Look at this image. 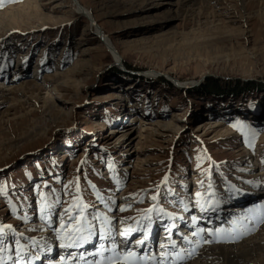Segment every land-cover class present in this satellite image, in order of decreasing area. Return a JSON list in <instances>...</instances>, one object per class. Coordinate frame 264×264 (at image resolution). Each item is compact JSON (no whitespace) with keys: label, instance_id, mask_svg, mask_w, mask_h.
I'll return each mask as SVG.
<instances>
[{"label":"rangeland","instance_id":"1","mask_svg":"<svg viewBox=\"0 0 264 264\" xmlns=\"http://www.w3.org/2000/svg\"><path fill=\"white\" fill-rule=\"evenodd\" d=\"M231 2L214 23L172 18L165 0L0 2V56L12 53L0 87L41 85L5 91L0 102V263L50 245L57 256L84 233L112 228L118 240L122 221L155 235L165 221L189 226L196 207H213L215 191L221 203L235 187L244 204L256 199L249 193L264 188V17L256 15L264 0L246 12ZM156 121L167 126L143 130ZM121 126L130 140L112 133ZM236 206L216 213L220 224ZM242 217L237 228L225 225L233 239L222 244L264 227L262 208Z\"/></svg>","mask_w":264,"mask_h":264},{"label":"bare ground","instance_id":"2","mask_svg":"<svg viewBox=\"0 0 264 264\" xmlns=\"http://www.w3.org/2000/svg\"><path fill=\"white\" fill-rule=\"evenodd\" d=\"M165 1L170 7H175V9L173 10L175 16H170L172 18H178L179 16H182V18L184 20H186L188 15H191L192 17L193 16L196 18L198 17V20L200 19V17H204L207 20L213 19V20H211L210 23H214L215 21H222L223 20V19H221V17H223L222 13L219 11L221 9H224L225 11L229 10V8H227L226 6H229V4L232 0H165ZM235 1L238 4V7L240 6L241 10L243 12L244 11L246 12L248 5L249 4L252 5V3H254V1H256V0H235ZM199 2L202 3L203 6L206 8L205 11H202L201 9L199 10L198 8H194V6L196 7L197 3H199ZM231 4H232V2H231ZM234 5H235V3H234ZM231 6H230V8H232ZM233 7H235V6H233ZM263 7H264V5L262 4L261 10L257 9L258 13L256 15L259 14L258 17H264L263 16L264 15V12H263L264 8ZM85 8L88 10L87 7H85ZM234 9H236V8H234ZM230 13H233V12L231 11ZM10 14H13V13L9 12L8 15H10ZM88 15H90L91 21L97 23L96 18L92 12H91V14H88ZM2 16H3V14L0 13V20H2V18H3ZM243 16H242L241 20L247 21V19H246L247 17L244 18L245 16L244 17ZM238 20H239V18H238ZM224 27H225V25H224ZM244 28H245V26H244ZM100 29H102L101 26H99V30H98L99 32H101ZM244 31L242 29V32H241L242 36L244 35ZM233 36L230 33H228V38L230 40L233 39ZM241 38H243V37H241ZM9 50H11V49H9ZM1 54H2L1 55L2 57L0 56V69L3 68L4 71L7 72V70L9 69L8 68L9 64L11 63V60H12L10 58V55L12 56V53L8 54L9 57L6 56V54H4V53H1ZM45 67H42V70L43 69L45 70L46 69ZM25 71H27V70H25ZM17 72H19V71H17ZM6 74L7 73H4V74L2 73V76H6ZM33 76H34V74H33ZM47 78L52 79V76L47 75ZM54 78H56V77L54 76ZM10 82H12V81H10ZM182 83H188V82H182ZM10 85H7V86H10ZM40 87H41V85L36 84L34 82V80L32 82H27V81L22 82V85L17 86V88L8 87V88L4 89L3 87H0V102H5L7 100V96L5 94L7 92H8V94H15V93H18V91H21V93L24 94V93H26V91H25L26 88L27 89L29 88L32 90L34 88L40 89ZM5 91H7V92H5ZM15 97H16V95H15ZM30 97H31V95H30ZM34 102H37V100H34ZM175 115L178 116L180 114L174 113L173 116H175ZM210 123H212V122H210ZM152 125H154L155 127L156 126L158 127L160 125L167 126V124H163L162 122L156 121L153 124H150L147 127H144L143 130L152 129V128H149V126H152ZM123 127H125V126H121L120 129L114 128L112 130V133L120 132L121 133L120 136L122 139L129 138V140H130L132 137V133H131L132 131L129 132L127 130V129H129V127L128 128H123ZM130 127H131L130 130H131L134 128V125L130 126ZM258 188H260V187H256L254 189V192L256 191L254 193L255 196H257L256 194L261 192L260 189H258ZM231 190L233 191V193L231 194V196H233V197L229 201L227 200V202H229L228 203L229 205H232V204L235 205V203H232V202H235V200H238L235 198V195L237 194L238 191H240L241 194H239V196H238V198L240 199V197L242 196L243 190H240L237 187L232 188ZM244 195L247 196L246 194H244ZM262 196H264V192H261V195L258 196L259 198L258 199L256 198L257 200L250 197L251 198V199H249L250 204H248V203L244 204V202L247 199H245V201L243 200L244 198L240 201L238 200L237 204L240 203L241 207L236 206L235 208H233L232 209V215H230L231 218H229V221L225 220L226 222L223 224L219 223L220 218L218 215H217L218 219L216 218L217 219L216 221L213 219L210 221H206V223H201V224L199 223L198 224V223H195L197 218H196V215L193 214L192 215V218H193L192 221H194V222H193V225L190 226V228L186 230L187 233L185 235L177 236V235H175V232H174L173 233L174 238L168 239V241H170V243L164 242L163 247H160L159 250H157V251L155 249L151 248V245H150L151 240H149V237H148L149 233L145 232L143 235V238H145L146 240H149L148 242H145V244H143L141 247H138V249L135 251H132V248L127 247V249H129L133 253H135V255L132 257L126 256L125 251H124L125 249L124 248H118L117 242L108 243V241L106 240V241L99 243L97 245V247H95L93 250L84 251L83 254L80 253L78 255L68 254L61 261H59L58 259H55L50 264H94V262H95V264H109V262H111V264H128L129 260H131L133 262V264H243V263L245 264L248 262L250 263L251 261H254L256 259H259L260 261L261 260L264 261V227H262L261 230L258 228L260 231H257L256 234L251 235V236L241 240L240 242H236L235 244L233 243V241L231 243H228V244H222L220 242V241H223L225 238L233 239L231 236L227 235L228 229L225 227L226 224H230V225L232 224L233 226H235V228H237L235 223L237 222V224H239L241 221H243L242 216L246 212H248L250 210H254L257 213V212H259L260 208L264 209V197H262ZM220 212H223V211H220ZM220 212H219V209H217V213L220 214V216H221ZM240 218H241V221L238 223V221H239L238 219H240ZM106 222L108 225L110 224L109 219H106ZM243 222H245V221H243ZM215 223L218 226L213 225ZM242 223H240V224H242ZM248 223H249V221H248ZM232 225H231V228H232ZM129 227H130V229H134L133 224L128 225V228ZM167 227H169V229L171 230L172 225H168ZM217 229H219L220 231L217 232ZM224 229H226V232H223ZM252 229H250V230H252ZM105 230L102 232L101 236L104 238H107L106 236L107 235L110 236L111 232L107 233ZM247 230H249V229H247ZM247 230H246V233H247ZM150 231L153 232V229L150 228ZM128 233H130V232L128 231ZM238 234H239V232L237 233V235ZM123 235H125V234H123ZM163 235H165V234H163ZM223 235H225L227 237L222 238ZM238 238L239 237H237L235 239H238ZM79 239H80V241H78V242H80L79 245H81L83 243L88 244L89 241L91 240V235H89V234L86 235V233H84L81 237H79ZM229 239H227V240H229ZM139 240L141 241V239H139ZM137 241L138 240H135L134 244L132 245L134 247V249H136V246H140V244H138ZM74 242H75L74 240L68 241V243H74ZM104 242H105V244H104ZM157 242L158 241H156V243ZM213 242L215 244L211 245V243H213ZM178 244H180L181 246ZM117 249H119V252H120L119 256L116 255ZM35 257H37V256H35ZM48 260H50V259H48ZM36 262H37V258L36 259L33 258L29 264H31V263L36 264ZM45 263H47V262H45ZM26 264H28V262Z\"/></svg>","mask_w":264,"mask_h":264},{"label":"snow or ice","instance_id":"3","mask_svg":"<svg viewBox=\"0 0 264 264\" xmlns=\"http://www.w3.org/2000/svg\"><path fill=\"white\" fill-rule=\"evenodd\" d=\"M0 2H2V0H0ZM9 227H10V226H9ZM219 231H220V230L217 229V232H219ZM122 235H123V233H122ZM137 243H141V242H140V241H137ZM124 251H125L126 256H128V257H132V256L135 255V253H133L131 250H129V249H127V248H126ZM116 255H117V256L120 255L119 249H117ZM94 264H95V262H94ZM109 264H111V262H109ZM128 264H133V262H132L131 260H129Z\"/></svg>","mask_w":264,"mask_h":264},{"label":"water","instance_id":"4","mask_svg":"<svg viewBox=\"0 0 264 264\" xmlns=\"http://www.w3.org/2000/svg\"><path fill=\"white\" fill-rule=\"evenodd\" d=\"M114 47L112 46V45H110L109 47H108V49H109V51H112V49H113ZM117 61V63L119 62L118 60H116ZM121 61H123V60H121ZM120 61V62H121ZM196 83H194L193 85H195ZM187 85V84H186Z\"/></svg>","mask_w":264,"mask_h":264}]
</instances>
